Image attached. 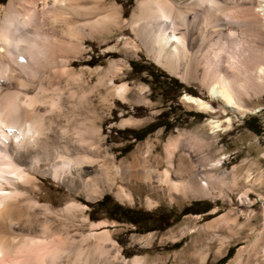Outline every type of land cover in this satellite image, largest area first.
<instances>
[{
	"label": "bare ground",
	"instance_id": "bare-ground-1",
	"mask_svg": "<svg viewBox=\"0 0 264 264\" xmlns=\"http://www.w3.org/2000/svg\"><path fill=\"white\" fill-rule=\"evenodd\" d=\"M91 1L85 5L80 0H6L0 10V93L1 87L7 89L0 94V264L22 258L29 264H98V258L113 264L116 258L107 255L102 246L110 241L106 230L97 236L95 251L101 250L96 258L90 257L81 243L66 241L53 232L43 212V219H37L34 207L39 208L38 201L25 194L36 188L30 171L48 174L62 183L70 177L89 187L108 186L126 173L148 183L166 184L186 199L209 195L210 189L225 185V181L232 186L237 183L234 173L227 175L221 170L214 174L222 158L211 157L213 142L196 134L168 140L164 146L166 168L160 172L144 155L139 159L141 167L133 162L119 167L104 156L97 159L98 148L90 143L82 147L81 138L78 143H62L65 128L45 116L58 112L62 105V88L52 77L71 74L66 55L75 58L87 31L114 17L102 1ZM212 2L215 7L209 0H141L137 13L131 15V25L155 61H163L171 70L182 65L183 80H197L211 100L239 113L244 110V98L264 92V0ZM35 87L37 91L29 95ZM127 91L128 84L121 82L107 95L130 99L133 95ZM183 100L201 112L214 111L199 96L184 93ZM224 122H230L228 115L224 120L211 117L210 132L222 129ZM50 131L57 143H47ZM102 223L91 222L90 226ZM14 227L25 232L16 235L10 230ZM259 240L257 233L249 241L248 254L255 251ZM70 247L75 255L65 262L62 256ZM261 250L264 256V247ZM244 251L243 247L237 249L234 263L241 261ZM140 263L139 257L128 262Z\"/></svg>",
	"mask_w": 264,
	"mask_h": 264
},
{
	"label": "rangeland",
	"instance_id": "rangeland-1",
	"mask_svg": "<svg viewBox=\"0 0 264 264\" xmlns=\"http://www.w3.org/2000/svg\"><path fill=\"white\" fill-rule=\"evenodd\" d=\"M80 1L85 5L92 3ZM100 1L112 11V21L102 20L97 28L87 31L89 35L78 44L75 58L66 55L71 74L52 77L62 88V105L58 112L45 116L53 117L65 128L66 138L62 143H78L81 138L82 147L90 143L98 148L97 159L104 156L119 167L131 162L141 167L139 159L144 155L148 163L157 164L160 172L166 168L164 146L168 140L174 136L182 140L187 134H196L213 142L209 150L211 157L222 158V165L214 174L224 170L227 175L236 174L238 180L233 186L225 181V185L210 189L209 195L186 199L166 184L153 180L148 183L126 173L114 178L108 186L97 184L92 189L70 177L62 183L48 174L30 171L36 188L31 193L24 192L38 201L39 208L34 207L37 219L41 221L44 213L53 232L66 241L81 243L90 257L96 258L101 250L95 251L97 236L106 230L110 241L102 242V246L107 248V255H116L113 264H123L124 259L128 264L134 257L141 259L140 264H215L230 248L232 254L222 264H264L261 250L264 247V92L244 98V110L239 113L222 107L210 99L197 80L181 78L182 65L171 70L147 52L136 27L131 25V15L137 13L141 0ZM5 2L0 0V10ZM121 82L128 84L127 94L133 95L130 99L107 95ZM139 87L143 89L138 91ZM6 90L1 87L0 94ZM36 91L37 87L28 94ZM184 93L201 97L214 111L204 113L195 109L183 100ZM138 96L140 100L134 101ZM226 115L230 122H224L222 129L211 133L208 128L211 117L224 120ZM123 120L128 123L121 124ZM53 135L50 131L47 143H57ZM104 194L120 204L164 214L169 225L145 231L157 225L158 220H147L137 229L132 224L106 218L90 220L84 202H94ZM208 204L211 206L208 211L199 212ZM188 205H192L188 208L190 212L174 220ZM60 209L62 212H58ZM98 221H103L101 226H90ZM10 230L16 235L25 232L20 227ZM257 233L260 235L257 248L248 254L249 241ZM239 247L245 251L241 261L234 263ZM66 251L62 260L70 262L74 248ZM13 264H29V261L22 258ZM98 264H104L101 258Z\"/></svg>",
	"mask_w": 264,
	"mask_h": 264
},
{
	"label": "trees",
	"instance_id": "trees-1",
	"mask_svg": "<svg viewBox=\"0 0 264 264\" xmlns=\"http://www.w3.org/2000/svg\"><path fill=\"white\" fill-rule=\"evenodd\" d=\"M264 96V95H263ZM252 129V128H250ZM142 137L138 138L141 139ZM88 206V217L90 220L96 221L100 218H106L108 220L120 222V223H129L139 228L147 220L154 219L158 220L157 225H151L145 231L154 230V229H163L169 225V222L164 220V214L149 212L140 208L130 207L113 200L110 195L104 194L100 199L94 202H84ZM192 205L185 206L181 211L174 217V220H177L180 216L189 213ZM211 206L208 204L205 209L199 212L208 211ZM195 212V213H199ZM164 220V221H163ZM161 221L163 223H161ZM232 254V249H228L226 254L218 259L215 264L224 263Z\"/></svg>",
	"mask_w": 264,
	"mask_h": 264
},
{
	"label": "snow or ice",
	"instance_id": "snow-or-ice-1",
	"mask_svg": "<svg viewBox=\"0 0 264 264\" xmlns=\"http://www.w3.org/2000/svg\"><path fill=\"white\" fill-rule=\"evenodd\" d=\"M210 6L215 7V4L212 2V0H209Z\"/></svg>",
	"mask_w": 264,
	"mask_h": 264
},
{
	"label": "flooded vegetation",
	"instance_id": "flooded-vegetation-1",
	"mask_svg": "<svg viewBox=\"0 0 264 264\" xmlns=\"http://www.w3.org/2000/svg\"><path fill=\"white\" fill-rule=\"evenodd\" d=\"M162 126H165V125H162Z\"/></svg>",
	"mask_w": 264,
	"mask_h": 264
}]
</instances>
